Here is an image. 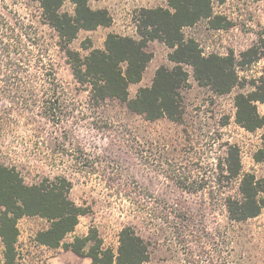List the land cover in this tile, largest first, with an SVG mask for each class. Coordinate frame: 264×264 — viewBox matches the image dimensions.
<instances>
[{"label": "rangeland", "instance_id": "obj_1", "mask_svg": "<svg viewBox=\"0 0 264 264\" xmlns=\"http://www.w3.org/2000/svg\"><path fill=\"white\" fill-rule=\"evenodd\" d=\"M89 6L106 9L112 24L78 33L70 48L82 57L104 49L111 33L139 40L141 10L168 8V2L93 0ZM211 6L215 24L227 28L201 20L183 33L196 40L205 56H233L238 85L217 94L184 65L188 81L179 90L182 119L150 122L122 101L91 100L59 53L54 31L42 22L38 3L16 0L19 16L38 32L46 63L57 70L58 94L48 102L42 91L54 86L37 80L19 85L15 96L0 97V163L15 166L27 185L56 177L72 182L69 198L87 213L66 243L96 228L104 247L117 252L120 232L133 226L148 243L150 259L144 264H264V210L256 218L233 222L226 208L229 198H240L241 176L230 178L227 172L231 147L239 150L243 174L264 179V161L254 158L264 129L242 128L235 106L238 94L256 87L264 91V0H211ZM61 12L73 15L74 5L65 2ZM147 51L153 58L142 81L129 86L130 98L152 85L159 67L175 66L163 42H149ZM18 102L31 105L30 111H22ZM257 107L264 116V103ZM49 225L40 217L18 221V264H91L71 251L39 245L36 235Z\"/></svg>", "mask_w": 264, "mask_h": 264}, {"label": "trees", "instance_id": "obj_2", "mask_svg": "<svg viewBox=\"0 0 264 264\" xmlns=\"http://www.w3.org/2000/svg\"><path fill=\"white\" fill-rule=\"evenodd\" d=\"M33 1L39 5L42 22L54 31L57 49L67 58L74 80L86 88L90 99L98 104L119 100L147 121L167 118L177 122L183 117L179 90L187 86L188 81L184 65L191 66L195 79L202 85H211L217 94L229 93L238 85L233 56H205L196 40L186 38L183 33L184 28L201 20H208L212 28L228 27L215 24L211 0H167L168 8L142 9L139 40L111 33L104 49H93L86 57L72 50L70 44L81 30L110 27L112 17L109 12L93 10L89 6L93 0ZM67 1L74 5L73 15L61 12ZM15 6L16 0H0V97L15 96L19 85L42 80L54 86L42 91L51 102L58 94L55 88L59 80L57 70L49 61L46 63L45 49L40 47L34 25L25 23ZM154 40L172 50L169 60L175 66L172 69L159 67L152 85L140 88L136 96L130 98L129 86L142 81L153 58L147 51V44ZM26 91L31 95L35 93L31 87ZM257 103H264V91L260 87L235 97L236 122L249 132L264 129V116L259 114ZM17 104L22 111H30L31 105ZM49 110L53 112L54 109L49 107ZM262 141V147L254 157L257 162L264 161V132ZM226 162L228 177L241 176L240 198H229L226 203L228 218L233 222H244L258 217L264 210V179L242 173L236 147L230 148ZM72 187L67 177L44 178L39 184L27 185L15 166L0 163L3 264H18V221L24 217H40L50 223L47 229L37 233L35 240L39 245L71 251L79 257L89 258L91 264H144L149 261L148 243L133 226L120 232L117 252L104 247L96 228H91L87 236H75L72 242L66 243V237L75 232L80 217L87 213L84 207L69 198Z\"/></svg>", "mask_w": 264, "mask_h": 264}]
</instances>
